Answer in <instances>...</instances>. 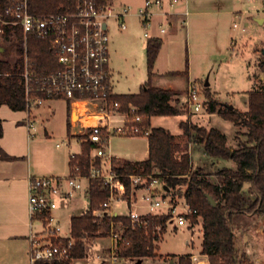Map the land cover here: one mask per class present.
<instances>
[{"label": "trees", "instance_id": "trees-1", "mask_svg": "<svg viewBox=\"0 0 264 264\" xmlns=\"http://www.w3.org/2000/svg\"><path fill=\"white\" fill-rule=\"evenodd\" d=\"M65 0H30L33 13H51L61 10ZM7 0H0V12ZM161 41L148 38L145 48L147 80L138 93L112 94L109 102H118L121 112L128 105L136 107V113L144 116L143 125L150 129L148 157L142 161H128L112 157L111 169L118 175H151L163 186V197H182L195 214L190 215L192 224L199 223L202 233L200 255L208 264H253L248 254L239 245L241 228L239 219L259 216L264 218V84L261 90L247 92V111L229 110L212 98L209 87L204 86L207 110L217 113L222 119L245 128L243 138L236 147L227 145V137L216 128H205L187 121H180L179 128L188 143L202 147L204 155L213 161H232L234 168H223L213 181L201 169L192 171L191 155L174 135L161 127H150V119L157 116H176L182 113L177 106L178 92L153 87L150 80L160 50ZM0 106L12 111H27L21 73L26 57L31 68L40 75L51 74L61 69L56 57L50 52L48 42L29 34L24 40L19 28L8 27L0 35ZM264 48V47H263ZM261 49L256 67L264 73V54ZM3 127L0 118V138ZM68 138H73L67 126ZM80 137V153L71 155L69 173L87 178V208L83 213L70 218V236L74 241L69 256L62 261L37 262L35 264H71L74 259L85 256L84 239L103 237L111 224L121 231L116 255L123 259L155 258L156 245L166 228L167 215H147L145 227L132 226L127 216H95L108 198V188L100 178H91V171L103 163L91 155L95 144ZM10 158L0 147V159ZM78 169L77 171L75 169ZM215 176V175H214ZM126 198L129 199L130 183L123 179ZM181 187H185L183 190ZM207 195L215 201L212 206ZM159 228V230H157ZM104 230V231H102ZM109 232V231H108ZM67 241H63L66 243ZM177 264H191V254L171 255Z\"/></svg>", "mask_w": 264, "mask_h": 264}, {"label": "built area", "instance_id": "built-area-1", "mask_svg": "<svg viewBox=\"0 0 264 264\" xmlns=\"http://www.w3.org/2000/svg\"><path fill=\"white\" fill-rule=\"evenodd\" d=\"M182 0H143L136 15L146 30L144 37H149L147 29L156 11L175 8ZM264 5V0H261ZM129 6H118L113 0H65L61 10L51 13H33L30 0H7V5L0 12V35L8 27L19 28L24 40L32 34L48 42L50 52L56 57L61 69L51 74H37L24 58L21 73L26 108L42 105L46 100L62 99L79 109L77 121L89 115L93 118L82 136L84 140L95 144L91 155L102 160L101 167L91 171V178H100L108 188V198L95 216H127L132 226L145 227L147 215H167L166 225L175 227L190 225V215L195 214L183 199L182 206L176 211L170 197H163V186L158 178L151 175H118L111 169L112 156L106 152L109 138L113 135L124 137H147L150 129L143 125L144 116L136 113V107L128 105V111L121 112L118 102H109L113 94L111 89L109 63L108 22L112 18L120 28H125V19L129 15ZM187 15V13H185ZM233 24V28H237ZM242 30H244L242 28ZM163 32L164 29L162 28ZM197 84L189 80L184 95L183 107L196 114L207 108ZM118 115L114 121L111 116ZM81 136V137H82ZM57 147L59 144L56 145ZM78 170L77 168L75 169ZM130 183L129 199L126 198V186ZM86 177L80 174L63 176H29L27 211L32 223L39 229L29 237V262H53L68 258L74 241L69 234L63 235L60 219L53 212L62 203L74 197L82 190V181ZM142 190L141 206H146L147 213L141 215L132 200L135 192ZM123 207L126 214L114 212L115 207ZM197 227L199 223L193 224ZM159 230V228H157ZM110 263L117 260L116 250L121 240V231H110ZM67 241L63 243V241ZM204 257V256H203ZM191 264H208L206 258L191 256Z\"/></svg>", "mask_w": 264, "mask_h": 264}, {"label": "rangeland", "instance_id": "rangeland-1", "mask_svg": "<svg viewBox=\"0 0 264 264\" xmlns=\"http://www.w3.org/2000/svg\"><path fill=\"white\" fill-rule=\"evenodd\" d=\"M118 1L129 4L131 11L126 17L128 35H126L124 40L121 39L123 38L121 36H115L117 39H114L112 33L115 31L114 28H116L115 21L112 18L107 20L109 38L111 41H115L113 48V63L115 64V72L112 74L113 88L117 94L138 93L143 83L147 80L145 51L141 47L145 41L143 33L146 30L136 20V11L142 4V0ZM204 1L203 4L207 5L205 9L215 12L202 16L189 15L187 25H179L178 33L173 39L175 43L173 46L164 49L160 59V68L164 69L167 53H170L172 67H179V70L185 71L189 65L192 69V81L197 84L202 97H204L203 87L207 83L211 94H213L212 98L218 101L220 106L223 104L232 105L233 109L239 112H246L247 92L261 90L264 84V73L255 65L261 49L264 47V5L261 0H236L239 15L237 13L238 16L235 18L231 13L223 12L229 9L231 0H218L217 6L213 8H210L212 5L210 4L211 0ZM255 17L263 19V21H255ZM233 23L237 24L238 27L232 29ZM232 38L235 42L234 46L231 43ZM177 84H180V82L177 81ZM66 103L67 101L62 99L47 101L46 105H52L56 111L55 115L53 118L43 116L37 119L40 122L50 120L54 128L53 135L55 138L52 144L44 141L45 135L42 127L36 132L37 137L43 138L42 152L47 154L48 157L58 158V155L66 152V150L70 152L79 151L80 144L76 138L68 140L59 137L63 132L62 111ZM177 106L182 109V113L176 116L154 117L152 125L163 127L172 134L181 130L179 128L180 121H187L207 129L216 128L226 135L227 145L234 148L238 139L243 138L242 134L245 132L243 126H235L233 123L222 119L217 113L208 112L207 108H204L199 113L192 114L186 111L180 102L177 103ZM73 120L75 121L76 117ZM80 137L78 136L77 138L79 139ZM67 141L70 142L69 147H66ZM179 141L184 148L185 145L187 146V151L191 155L192 171L201 169L209 177L212 176L210 179L217 182L219 178L216 174L219 170L234 168L232 161H213L206 157L200 145L188 143V140L183 135L180 136ZM56 143H59L61 147L56 148ZM144 144V137L130 138L113 135L109 138L108 147L116 157H132L131 155L135 152L141 153L143 151ZM181 188L183 190L185 187ZM143 194L142 190H137L132 198L137 205V212L141 215L146 214L148 210L146 206H141L143 204L141 202ZM182 202V197L175 196L173 203L177 204L176 211L180 210ZM123 206L115 207L114 212L126 214L127 211ZM86 207L87 199L82 196L76 199L73 209L65 208L61 211H54L53 216L57 215L60 218L63 235L69 234L70 225L68 218L70 214L84 211ZM239 224L241 228L238 233H240L241 238L243 234L248 236L251 250L253 248L249 257L250 260L252 261L254 256H260V253L264 256V218L259 216L248 219L241 218L239 219ZM34 229H39L37 223L34 224ZM108 231L103 237H86L84 243L88 245H86L85 256L82 259L75 260L73 264H111L110 235ZM114 231H117V229H114ZM200 234V224L194 227L191 219L190 225L187 226L175 227L172 224L166 225L159 240L154 243L157 246L155 249L157 256L155 258L123 259L117 257L114 264H177V258L169 256L197 255L201 247L202 237ZM97 243H99V247L94 246ZM253 246H256V248L254 249ZM100 247L101 250L99 251ZM5 249L7 250V247ZM8 249V252L0 250V264H30L27 254L23 252L20 243L12 245ZM97 252L100 258L99 262L96 257ZM199 258L205 259V257L202 258L200 255ZM262 263L264 264V262Z\"/></svg>", "mask_w": 264, "mask_h": 264}, {"label": "crops", "instance_id": "crops-1", "mask_svg": "<svg viewBox=\"0 0 264 264\" xmlns=\"http://www.w3.org/2000/svg\"><path fill=\"white\" fill-rule=\"evenodd\" d=\"M114 1L118 6H126V5L129 6V4H125L122 1H118V0H114ZM217 1L218 0H211L210 4L212 5L210 8L217 6L216 5ZM204 2H205L204 0H182L181 3H179L173 9L154 12V15L152 16L151 19V24L147 29L149 37H144V33H143V37L145 38V41L142 43L141 47L144 49V51L146 48V42L148 38H157L160 39L161 41L160 50L158 52V56L154 64L153 75L150 80V84L153 87L169 89L178 92L176 98L178 99V103L180 102L182 107L184 104V95L186 92L187 83L189 80H192L193 78L192 69L189 67L188 64L185 71L179 70V67H172L170 62L172 61V58L171 56H169L170 53H167L166 66L164 67V69H162L160 68L161 65L160 59L162 57V54L164 53V49L173 46V44L175 43V40L173 39L176 37L178 33L179 25L180 26L187 25V18L189 15L202 16L205 14H210L212 12L213 13L215 12L212 10L205 9L206 8L205 6L207 5L206 4L204 5L203 4ZM141 5L142 4H140V6ZM228 8H229L228 10L223 12L231 13L234 15L235 18L239 15V11L237 10L236 0H231ZM185 13H187V15H185ZM136 20L137 23L141 26L140 19L137 17ZM254 20L258 21L260 19L258 17H255ZM261 20L263 21V19ZM114 23L116 26V28H114L115 31H113L112 33L114 39H117L115 36H121L123 37L121 39L124 40L126 35H128L126 19H125V24H126L125 28H120L116 21ZM233 24H232V29H235L233 28ZM162 28L164 29L163 32L161 31ZM114 43L115 41H111L109 38L108 69L110 72L112 93L116 95H120L119 93L117 94L114 92L113 83H112V74H114L115 72V68H114L115 64L113 63ZM231 43L233 46L235 45L233 38L231 39ZM145 63H146V57H145ZM146 78H147V72H146ZM177 81H179L180 84H177ZM128 94H132V93H128ZM50 100H54V99H50ZM47 101L49 100H46L40 106L33 107V110L31 108L29 111H12L5 105L0 106V118L2 120V127H3L2 137L0 138V147L3 150V152L10 157L8 159H0V248H1L0 250L8 252L9 247L17 243H20L22 245L23 252L27 254L28 261H29L28 237L33 231H35L34 229L35 223H32L30 221L27 211L28 177L67 175L69 173L68 162L70 156L80 153V145L78 152H70L69 150H66V152L60 153L58 155V158L56 157L53 158L52 156L48 157L47 154L42 152L41 145L43 143L42 142L43 138L36 136L37 135L36 132L38 131V129L39 128L41 129V127L43 128V132L45 135V139H44L45 142L52 144L55 138L53 135L54 128L53 125L50 123V120H46V122L37 121L38 117L45 116V117L53 118V116L55 115L56 111L54 110L52 105H46ZM223 106L225 105L223 104ZM79 112H81V110L79 109L75 110L72 105L68 104V102L65 104V107L62 111L63 132L62 135L59 136L60 138L68 139V140L72 139V138H68L67 135V126L69 125L70 134L74 136L73 138H76L79 141V144L81 143L80 139H78L77 137L82 136L84 134L90 123H92L93 118L89 115H85L82 118V123H79L77 121ZM74 117H76L75 121L73 120ZM153 118L154 117L150 119V127L156 128L155 126L152 125ZM111 119L117 121L119 120V117L118 115L115 116L113 115L111 116ZM163 129L166 130L165 128ZM172 135H174L176 139L179 140L180 136H182V130ZM136 137L138 138L141 136H133L132 138H136ZM144 141H145L144 144L145 147L143 151L141 153L135 152L133 155H131L132 157L114 156L111 152V149L108 147L109 145L106 148V152H108L112 157L115 158H120L128 161H142L148 157L147 137H144ZM57 144L59 143H56L55 147L60 148L61 145L59 144V146L57 147L56 146ZM69 146H70V142L67 141L66 147ZM230 148L233 149L234 147H230ZM86 189H87V181L84 180L82 181V190L78 191L75 194L74 198L72 197L69 200H67L66 203H62L59 206V208L56 210L61 211L65 208L73 209L76 204V199H79L82 196L87 199ZM87 204H88V200H87ZM84 211H79V212L77 211L75 213H71L68 218L69 225H70V218L72 216L80 215ZM57 218L59 217L57 216ZM200 235L202 236V233ZM239 244L241 249L245 251L250 257L253 248L251 250L249 237L243 234L242 238H240ZM84 245H85V253H86V245L88 244L84 243ZM94 246L99 247V243H97ZM5 247H7V250L5 249ZM253 247L254 249L256 248V246ZM98 250L100 251L101 247ZM200 250L197 253V255H200ZM98 252L96 253V257L98 258V262H99L100 258L98 256ZM192 255L194 254H191V256ZM200 256L203 258L202 255ZM75 260L78 259L72 260L71 264H73ZM252 262H254L253 264H263L262 262H264V256L261 255L260 253V256L259 255L254 256Z\"/></svg>", "mask_w": 264, "mask_h": 264}, {"label": "water", "instance_id": "water-1", "mask_svg": "<svg viewBox=\"0 0 264 264\" xmlns=\"http://www.w3.org/2000/svg\"><path fill=\"white\" fill-rule=\"evenodd\" d=\"M261 21H262V20L260 19L259 22H261ZM0 51H1V48H0ZM263 54H264V48H263ZM205 85L208 86L207 83H206ZM227 108H228L229 110H232V109H233V106H232V105H227ZM206 197H207L208 202H209L212 206H214V205H215V201L212 199V197L209 196V195H207Z\"/></svg>", "mask_w": 264, "mask_h": 264}, {"label": "bare ground", "instance_id": "bare-ground-1", "mask_svg": "<svg viewBox=\"0 0 264 264\" xmlns=\"http://www.w3.org/2000/svg\"><path fill=\"white\" fill-rule=\"evenodd\" d=\"M94 121H92V123H93Z\"/></svg>", "mask_w": 264, "mask_h": 264}]
</instances>
